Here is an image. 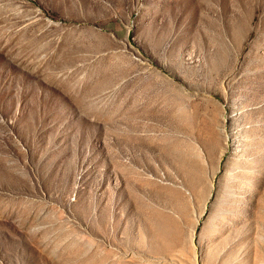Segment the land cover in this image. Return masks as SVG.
Returning a JSON list of instances; mask_svg holds the SVG:
<instances>
[{"label":"rangeland","instance_id":"374dc122","mask_svg":"<svg viewBox=\"0 0 264 264\" xmlns=\"http://www.w3.org/2000/svg\"><path fill=\"white\" fill-rule=\"evenodd\" d=\"M263 256L264 0H0V264Z\"/></svg>","mask_w":264,"mask_h":264},{"label":"bare ground","instance_id":"6f19581e","mask_svg":"<svg viewBox=\"0 0 264 264\" xmlns=\"http://www.w3.org/2000/svg\"><path fill=\"white\" fill-rule=\"evenodd\" d=\"M261 233V232H260ZM260 240V238H258ZM256 246V245H255ZM257 247V246H256ZM259 251V250H258ZM264 257V256H263ZM264 263V262H263Z\"/></svg>","mask_w":264,"mask_h":264}]
</instances>
